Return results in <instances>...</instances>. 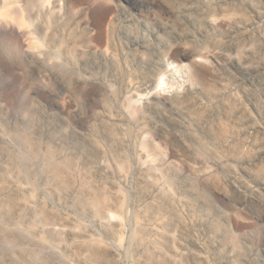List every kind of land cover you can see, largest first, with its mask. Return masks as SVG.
Masks as SVG:
<instances>
[{
  "label": "rangeland",
  "instance_id": "obj_1",
  "mask_svg": "<svg viewBox=\"0 0 264 264\" xmlns=\"http://www.w3.org/2000/svg\"><path fill=\"white\" fill-rule=\"evenodd\" d=\"M0 264H264V0H0Z\"/></svg>",
  "mask_w": 264,
  "mask_h": 264
},
{
  "label": "bare ground",
  "instance_id": "obj_2",
  "mask_svg": "<svg viewBox=\"0 0 264 264\" xmlns=\"http://www.w3.org/2000/svg\"><path fill=\"white\" fill-rule=\"evenodd\" d=\"M4 15V14H3ZM22 25H24V24H22ZM21 26V25H20ZM206 156V155H205ZM26 161H27V159H26Z\"/></svg>",
  "mask_w": 264,
  "mask_h": 264
}]
</instances>
